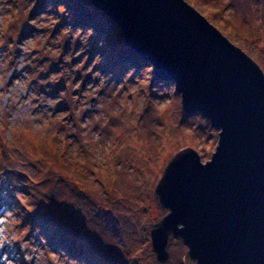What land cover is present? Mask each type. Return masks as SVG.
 I'll list each match as a JSON object with an SVG mask.
<instances>
[{"label":"rangeland","instance_id":"1","mask_svg":"<svg viewBox=\"0 0 264 264\" xmlns=\"http://www.w3.org/2000/svg\"><path fill=\"white\" fill-rule=\"evenodd\" d=\"M186 1L264 70V0ZM73 14L0 0V264H186L182 238L165 262L154 252L171 211L156 187L182 148L209 161L220 130L122 29L104 38Z\"/></svg>","mask_w":264,"mask_h":264},{"label":"water","instance_id":"2","mask_svg":"<svg viewBox=\"0 0 264 264\" xmlns=\"http://www.w3.org/2000/svg\"><path fill=\"white\" fill-rule=\"evenodd\" d=\"M90 1L220 130L209 161L182 148L157 184L171 210L151 230L158 260L174 235L186 264H264V70L186 0Z\"/></svg>","mask_w":264,"mask_h":264},{"label":"trees","instance_id":"3","mask_svg":"<svg viewBox=\"0 0 264 264\" xmlns=\"http://www.w3.org/2000/svg\"><path fill=\"white\" fill-rule=\"evenodd\" d=\"M62 3L73 10V15L76 19L83 20L103 34L104 38H114L119 36L121 33V28L119 24L113 20L107 13L98 9L89 0H62ZM118 50H112V52H117ZM124 57L130 56L131 59L139 64L143 63V56L134 53L127 45L121 50ZM113 54V53H111Z\"/></svg>","mask_w":264,"mask_h":264}]
</instances>
